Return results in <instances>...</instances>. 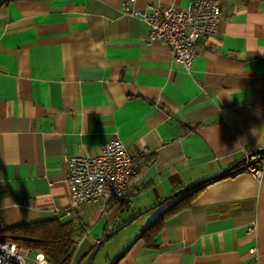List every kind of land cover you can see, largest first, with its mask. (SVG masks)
<instances>
[{
    "label": "crops",
    "instance_id": "crops-1",
    "mask_svg": "<svg viewBox=\"0 0 264 264\" xmlns=\"http://www.w3.org/2000/svg\"><path fill=\"white\" fill-rule=\"evenodd\" d=\"M192 1L0 0L3 227L87 223L71 264H264V178L233 171L264 148V0H218L219 30L188 68L136 13ZM116 138L140 169L124 206L68 215V159ZM206 180L148 241L165 199Z\"/></svg>",
    "mask_w": 264,
    "mask_h": 264
},
{
    "label": "built area",
    "instance_id": "built-area-1",
    "mask_svg": "<svg viewBox=\"0 0 264 264\" xmlns=\"http://www.w3.org/2000/svg\"><path fill=\"white\" fill-rule=\"evenodd\" d=\"M136 14L149 24L147 42L165 41L175 60L188 68L198 55L199 38L214 35L219 30L218 0H193L186 9L158 6ZM260 160H264L263 152L251 154L238 171L247 170L261 181L264 178V167L258 163ZM67 162L72 196L71 203L65 208L68 215L89 203L99 205L101 212L106 210L109 202L124 206L126 192L140 171L139 161L119 138L103 143L96 155L72 156ZM4 228L0 223V264H44L46 258L43 253L40 257V253L31 247L8 238ZM45 264L50 263L46 261Z\"/></svg>",
    "mask_w": 264,
    "mask_h": 264
},
{
    "label": "trees",
    "instance_id": "trees-1",
    "mask_svg": "<svg viewBox=\"0 0 264 264\" xmlns=\"http://www.w3.org/2000/svg\"><path fill=\"white\" fill-rule=\"evenodd\" d=\"M262 161L260 160L258 163L262 164ZM243 164L239 165L240 168ZM237 170L239 168L233 171ZM210 181L206 180L195 187L182 188L180 192L173 193L166 198L165 201H170L168 209L143 232V235L147 233V240H152L157 234L164 217L188 206L199 191ZM86 226L87 223L78 219L61 220L55 217L4 228V232L13 241L29 246L38 253H43L50 264H71L74 247L79 237L85 232Z\"/></svg>",
    "mask_w": 264,
    "mask_h": 264
},
{
    "label": "rangeland",
    "instance_id": "rangeland-1",
    "mask_svg": "<svg viewBox=\"0 0 264 264\" xmlns=\"http://www.w3.org/2000/svg\"><path fill=\"white\" fill-rule=\"evenodd\" d=\"M125 216V215H124ZM123 233H117L115 237H113V239H110V240H106L103 242V247L101 249L98 250V248H96V250L93 252V253H98L97 254V259L99 260L103 255H104V252L108 250L109 246L112 244V242H114V238H120V236H124V234H126L127 230L125 231H122ZM79 241H77L78 243ZM76 252V251H75ZM91 255V254H90ZM79 264H92V259L91 257L89 256V258L87 260H83L81 263Z\"/></svg>",
    "mask_w": 264,
    "mask_h": 264
},
{
    "label": "water",
    "instance_id": "water-1",
    "mask_svg": "<svg viewBox=\"0 0 264 264\" xmlns=\"http://www.w3.org/2000/svg\"><path fill=\"white\" fill-rule=\"evenodd\" d=\"M263 151H264V148H263V149H258V150H256L255 152H263ZM195 186H196V185H195ZM195 186H193V187H195ZM180 191H181V189L178 190V192H180ZM147 210H148V209H145V210L139 212V214H137V216H139L140 214L146 212ZM135 217H136V216H135ZM135 217H134V218H135ZM134 218H132V219H134ZM131 221H132V220H129V221L126 222L125 224L113 228V229L107 234L106 238H109L111 235H113L114 233H116V232H118L119 230H121L124 226H126L127 224H129ZM39 256L41 257V256H43V254L40 253ZM46 261H47V260H44L43 263L45 264Z\"/></svg>",
    "mask_w": 264,
    "mask_h": 264
}]
</instances>
